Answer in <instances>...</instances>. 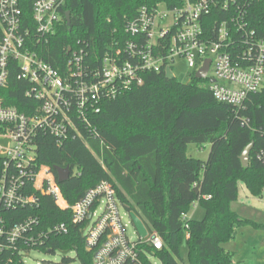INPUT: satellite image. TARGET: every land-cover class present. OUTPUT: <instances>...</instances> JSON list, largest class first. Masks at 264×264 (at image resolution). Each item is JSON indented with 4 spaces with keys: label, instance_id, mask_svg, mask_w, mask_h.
<instances>
[{
    "label": "trees",
    "instance_id": "1",
    "mask_svg": "<svg viewBox=\"0 0 264 264\" xmlns=\"http://www.w3.org/2000/svg\"><path fill=\"white\" fill-rule=\"evenodd\" d=\"M195 1V0H189ZM184 0H65L62 21L52 36L47 60L61 67L66 50L78 40H85L100 55L104 44L123 34L125 21L137 9L162 5L180 6ZM23 8L30 15V5ZM69 12V24L65 13ZM224 15H212L214 19ZM248 27L264 37V1H256L248 11ZM17 68L10 67L4 104L29 114L33 100L24 96L26 83L16 78ZM33 104V105H32ZM30 108V109H29ZM98 137H71L58 144L54 137L39 132L36 136L35 165L54 167L69 165L70 176L59 183L69 205L86 189L107 180L129 212H134L148 232H156L163 243L160 250L145 245L144 251L156 256L161 264H181L179 247L187 244V264H230L233 252L223 243L235 236L242 225L257 227L253 220L231 209L238 198L242 182L252 196L260 197L264 189V86L250 94L244 108L218 102L204 79L194 77L188 83L168 78L165 72H148L141 86L133 87L114 100L101 104L93 120ZM2 130L0 126V131ZM209 144L205 160L186 152L187 144ZM252 143L248 165L240 156ZM4 158L0 157V177ZM25 195L35 194L38 206L6 209L0 205V264H26L23 252L36 249L49 253L71 250L79 264H92V254L84 244L83 225L73 224L69 209H59L52 198L32 189L25 182ZM203 208L201 219H189L183 226L181 214L193 202ZM39 223L15 243L6 233L28 218ZM56 223H65L68 233L50 235L42 244L30 246L25 239L37 236ZM71 258H62L68 263Z\"/></svg>",
    "mask_w": 264,
    "mask_h": 264
},
{
    "label": "built area",
    "instance_id": "2",
    "mask_svg": "<svg viewBox=\"0 0 264 264\" xmlns=\"http://www.w3.org/2000/svg\"><path fill=\"white\" fill-rule=\"evenodd\" d=\"M27 1L0 0V132L10 140L9 146H0L4 158L0 205L6 209L38 206L35 194L25 195V182H30L33 190L50 196L59 209H69L73 224L83 225L92 264H155L144 246L160 250V236L154 231H147L145 237L137 231L135 238L128 236L119 205L128 216L129 211L112 183L94 184L69 205L50 167L35 165L36 136L49 134L58 144L83 138L84 132L98 137L93 120L101 104L141 86L145 73L171 70L176 57L186 60L192 77L209 60L204 79L213 97L234 109L244 108L247 97L264 86V37L259 38L247 22L252 4L264 0H184L173 8L142 5L125 21L123 34L106 42L100 55L85 40H78L66 50L61 67L53 66L47 57L65 0H30V15L25 16ZM217 13L224 18H215L212 28H207ZM12 66L17 68L16 78L26 83L24 96L35 101L29 114L4 104L2 92ZM259 157H264V149ZM180 218L187 227V212ZM38 223L30 217L15 224L6 240L15 244ZM67 233L65 223H56L25 243L35 246L50 235ZM29 252L22 253L24 262Z\"/></svg>",
    "mask_w": 264,
    "mask_h": 264
},
{
    "label": "rangeland",
    "instance_id": "3",
    "mask_svg": "<svg viewBox=\"0 0 264 264\" xmlns=\"http://www.w3.org/2000/svg\"><path fill=\"white\" fill-rule=\"evenodd\" d=\"M171 72L174 78L181 83H188L192 77V68L182 57H176L171 63ZM210 73V72H209ZM206 82V80L204 79ZM10 140L2 136L0 132V146L7 147ZM210 149L209 144L197 145L187 144L186 152L193 158L205 160ZM231 208L239 215L249 218L259 225L251 227L249 225L240 226L235 236L223 243V247L233 252L232 262L230 264H264V189L260 197L252 196L242 182L238 183V198L231 204ZM123 224H126V233L128 236L136 237V230L126 210L119 205ZM204 215L203 208L199 203L191 205L187 210L189 219H201ZM244 228V229H243ZM181 264H187V244L185 239L179 247ZM69 257L71 261L63 263L62 258ZM26 264H79L75 259V254L71 250H57L55 253H49L42 250L32 249L24 257ZM152 262L161 264L156 256H151Z\"/></svg>",
    "mask_w": 264,
    "mask_h": 264
},
{
    "label": "water",
    "instance_id": "4",
    "mask_svg": "<svg viewBox=\"0 0 264 264\" xmlns=\"http://www.w3.org/2000/svg\"><path fill=\"white\" fill-rule=\"evenodd\" d=\"M65 20H66V23L69 24V12L65 13ZM69 49L70 48L67 49V52L69 51ZM208 67H209V60H205L203 63V66L195 72L194 78L195 79L206 78ZM165 75L168 78H174V76H173V74L169 68H166ZM252 146H253L252 143L248 144L244 148V150L240 156L241 164L244 167H246L248 165L249 153H250ZM54 170L56 172V178H57L58 183H63V182L68 180V178L70 176L69 165H67L65 167L56 166V167H54ZM129 217H130L131 223L133 224V226H134L135 230L137 231V233L139 234V236L145 237L147 235V229H146L144 223L142 222V220L132 211L129 212Z\"/></svg>",
    "mask_w": 264,
    "mask_h": 264
},
{
    "label": "crops",
    "instance_id": "5",
    "mask_svg": "<svg viewBox=\"0 0 264 264\" xmlns=\"http://www.w3.org/2000/svg\"><path fill=\"white\" fill-rule=\"evenodd\" d=\"M232 203H233V202H232ZM232 203H231V204H232ZM231 209H232V208H231ZM232 210H233V209H232ZM234 211H235V210H234ZM235 212H236V211H235ZM238 214H239V213H238ZM240 216H241V215H240ZM187 217H188V216H187ZM242 217H243V216H242ZM245 218H246V217H245ZM188 219H189V217H188ZM248 219H249V218H248ZM250 220H251V219H250ZM243 229H244V228H243Z\"/></svg>",
    "mask_w": 264,
    "mask_h": 264
}]
</instances>
